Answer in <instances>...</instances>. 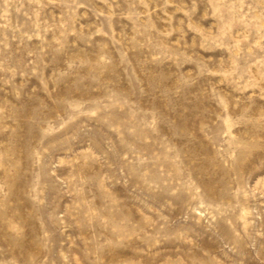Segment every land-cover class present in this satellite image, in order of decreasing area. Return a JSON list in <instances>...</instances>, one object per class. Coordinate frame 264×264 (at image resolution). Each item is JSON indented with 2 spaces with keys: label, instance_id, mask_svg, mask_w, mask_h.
<instances>
[{
  "label": "rangeland",
  "instance_id": "rangeland-1",
  "mask_svg": "<svg viewBox=\"0 0 264 264\" xmlns=\"http://www.w3.org/2000/svg\"><path fill=\"white\" fill-rule=\"evenodd\" d=\"M0 264H264V0H0Z\"/></svg>",
  "mask_w": 264,
  "mask_h": 264
}]
</instances>
